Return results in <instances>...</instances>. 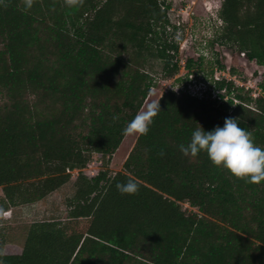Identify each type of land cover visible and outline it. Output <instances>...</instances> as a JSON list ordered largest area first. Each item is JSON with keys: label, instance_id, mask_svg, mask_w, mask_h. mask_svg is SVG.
Segmentation results:
<instances>
[{"label": "trees", "instance_id": "1", "mask_svg": "<svg viewBox=\"0 0 264 264\" xmlns=\"http://www.w3.org/2000/svg\"><path fill=\"white\" fill-rule=\"evenodd\" d=\"M167 1L0 0V215L79 171L67 221L32 224L23 249H0L3 264H264V182L180 152L226 118L264 148V97L234 81H214L215 98L168 90L122 172L83 173L97 158L110 166L156 86L154 64L180 72ZM219 17V40L264 68V0H222ZM129 180L138 193L121 195Z\"/></svg>", "mask_w": 264, "mask_h": 264}, {"label": "rangeland", "instance_id": "2", "mask_svg": "<svg viewBox=\"0 0 264 264\" xmlns=\"http://www.w3.org/2000/svg\"><path fill=\"white\" fill-rule=\"evenodd\" d=\"M222 0H168L170 5L169 19L175 31L174 40L179 43L180 72L172 79L164 76L162 62L154 64L152 77L156 86L151 91L142 110L156 102L168 90L187 89L193 95L201 97L203 93L213 91L214 81L229 79L237 87H244L245 92L254 99L264 97V68L250 62L236 47L225 45L219 37L223 22L219 17ZM188 59L200 60L203 65L195 66L192 72L185 68ZM220 65L225 67L220 70ZM227 77V78H226ZM224 91L222 92V94ZM219 92L213 91L215 98ZM141 110V111H142ZM140 135L126 136L121 147L112 158L109 167L105 168L104 160L97 158L83 173L89 177L96 176L101 170H109L110 175L123 171V166ZM122 149V150H121ZM79 171L72 172V180L51 194L46 199L32 205L13 208L7 216L0 215V249L5 246H16L23 249L28 231L32 224L43 221H67L68 201L75 195V181ZM3 193L0 189V199ZM185 209H191L188 205ZM3 250V249H1ZM0 250V251H1Z\"/></svg>", "mask_w": 264, "mask_h": 264}, {"label": "clouds", "instance_id": "3", "mask_svg": "<svg viewBox=\"0 0 264 264\" xmlns=\"http://www.w3.org/2000/svg\"><path fill=\"white\" fill-rule=\"evenodd\" d=\"M31 7L32 0H26V9ZM159 111L160 102L149 104L146 110L138 112L127 123L123 134L146 135ZM239 125L236 118H226L222 127L217 126L212 131H206L199 125L193 131L190 142L180 145V152L185 157L206 153L213 165L226 169L247 183L260 185L264 182V148L257 146L251 132ZM116 188L121 195H135L139 191L138 184L132 180L118 183ZM0 264H3L2 260Z\"/></svg>", "mask_w": 264, "mask_h": 264}, {"label": "built area", "instance_id": "4", "mask_svg": "<svg viewBox=\"0 0 264 264\" xmlns=\"http://www.w3.org/2000/svg\"><path fill=\"white\" fill-rule=\"evenodd\" d=\"M227 78V77H226ZM218 80H220V79H218ZM11 212H7V213H5V216H7L8 214H10Z\"/></svg>", "mask_w": 264, "mask_h": 264}, {"label": "bare ground", "instance_id": "5", "mask_svg": "<svg viewBox=\"0 0 264 264\" xmlns=\"http://www.w3.org/2000/svg\"><path fill=\"white\" fill-rule=\"evenodd\" d=\"M122 150V149H121Z\"/></svg>", "mask_w": 264, "mask_h": 264}]
</instances>
